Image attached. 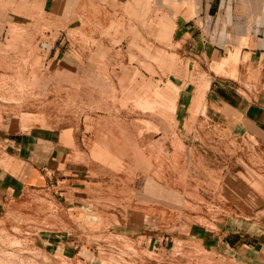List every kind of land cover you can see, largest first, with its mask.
Masks as SVG:
<instances>
[{"label": "rangeland", "instance_id": "obj_1", "mask_svg": "<svg viewBox=\"0 0 264 264\" xmlns=\"http://www.w3.org/2000/svg\"><path fill=\"white\" fill-rule=\"evenodd\" d=\"M40 1L0 0V139L38 127L70 145L73 128L80 145L4 202L0 264H264L263 148L198 118L196 93L207 71L235 78L248 25L264 41V0H60L69 18ZM178 18L192 28L174 39ZM220 221L230 249L197 238Z\"/></svg>", "mask_w": 264, "mask_h": 264}, {"label": "crops", "instance_id": "obj_2", "mask_svg": "<svg viewBox=\"0 0 264 264\" xmlns=\"http://www.w3.org/2000/svg\"><path fill=\"white\" fill-rule=\"evenodd\" d=\"M213 1L216 11L219 12L221 8L228 7L231 0ZM68 3V1L60 3V0H41L36 9L32 7V4L29 8L32 13L34 10L37 11L40 18H69ZM156 3L163 4L169 9L173 5L170 0H156ZM181 5L186 6L185 1ZM208 17L211 16L208 15ZM262 18L259 21L262 25L258 30L261 29L264 32V16ZM249 27L248 25L245 28V33L239 34L234 50L229 55L233 63L239 61L235 68V78L214 75L207 71L210 75L209 84L198 88L196 92L198 97L200 95L204 111V114H199L198 118L207 119L212 128L227 139L241 141L243 147L247 143L253 147L257 144L260 150L263 148L261 151L264 152V41L260 42V39L249 41L247 33ZM191 28L188 20L178 18L175 21L172 36L174 39L180 36L185 37L187 33H191ZM4 38H7V33L0 31V40ZM189 71L192 73L187 68L184 79L179 84L181 88L188 87L191 80ZM68 134V131L62 133L55 129L33 127L26 130L20 127L17 132H12L6 138L0 139V149H2L0 151V208L11 195L45 184L47 176L44 171L65 161L69 152L70 158L74 155L76 146L80 145L79 137L74 129L70 128L69 145L64 142L68 140ZM224 223L223 226L214 225L219 234L212 236L201 234L199 231H203L202 229L197 230L198 240L205 246L225 245L230 249L229 245L232 246L231 240L234 239V234L239 232L231 228L227 222ZM207 231L205 229L203 232ZM242 245L247 246L244 243Z\"/></svg>", "mask_w": 264, "mask_h": 264}, {"label": "bare ground", "instance_id": "obj_3", "mask_svg": "<svg viewBox=\"0 0 264 264\" xmlns=\"http://www.w3.org/2000/svg\"><path fill=\"white\" fill-rule=\"evenodd\" d=\"M201 1H202V0H198V2H197L196 4L193 5V6H196V8L193 10L194 13H196V14H199V13L201 12V9H200ZM185 3H186V5H187V4H188V5L190 4V3H187V1H186Z\"/></svg>", "mask_w": 264, "mask_h": 264}]
</instances>
